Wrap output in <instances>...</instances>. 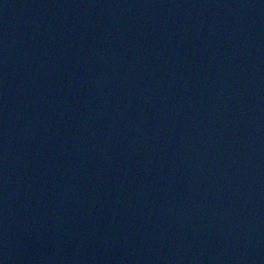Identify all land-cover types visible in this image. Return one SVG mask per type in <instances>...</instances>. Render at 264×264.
<instances>
[{
	"label": "water",
	"instance_id": "95a60500",
	"mask_svg": "<svg viewBox=\"0 0 264 264\" xmlns=\"http://www.w3.org/2000/svg\"><path fill=\"white\" fill-rule=\"evenodd\" d=\"M0 264H264V0H0Z\"/></svg>",
	"mask_w": 264,
	"mask_h": 264
}]
</instances>
